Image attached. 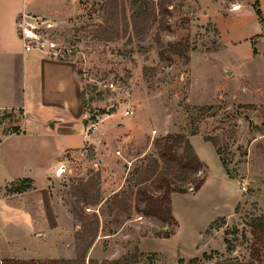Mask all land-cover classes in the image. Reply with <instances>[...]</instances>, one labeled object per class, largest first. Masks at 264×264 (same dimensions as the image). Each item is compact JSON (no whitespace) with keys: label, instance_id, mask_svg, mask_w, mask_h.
<instances>
[{"label":"rangeland","instance_id":"1","mask_svg":"<svg viewBox=\"0 0 264 264\" xmlns=\"http://www.w3.org/2000/svg\"><path fill=\"white\" fill-rule=\"evenodd\" d=\"M104 6L105 0H80L78 15L66 23L54 21L44 37L55 46L52 57L77 65L87 117H96L99 134L86 136L88 123L82 120L84 132L63 134L52 130L53 123L44 126L32 117L24 123L27 138L19 140L36 149H60L47 166L24 173L40 187L43 176H54L61 165L67 168L49 185L62 231L48 241L45 206L10 192L21 183L0 187V262L73 255L80 226L70 187L98 176L103 203L86 212L99 215L100 232L88 259L98 264L127 256L132 264H264V238L257 240L251 227L264 219V0H172L164 32L156 22L129 42L128 37L104 40ZM126 9L129 16V3ZM175 44L189 50L181 47L177 55L169 49ZM127 109L130 117L124 116ZM20 116L0 112V137ZM168 135L189 139L204 165L199 177L207 187L201 194L191 187L186 194H173L178 234L158 241L170 225L138 214L132 202L129 212L109 203L115 192L122 198L135 193L144 178L149 184L148 173L156 162L161 165L155 142ZM206 138L218 142L226 168ZM147 239L144 248L159 253L141 252Z\"/></svg>","mask_w":264,"mask_h":264},{"label":"crops","instance_id":"2","mask_svg":"<svg viewBox=\"0 0 264 264\" xmlns=\"http://www.w3.org/2000/svg\"><path fill=\"white\" fill-rule=\"evenodd\" d=\"M79 4L80 0H0V112H13L16 116L23 114V120L19 125L20 134L0 137L3 138L0 148V187L26 179L31 180L32 188L16 196L31 198L35 205L42 203L45 206L50 225L48 241L52 234L62 231L52 212L49 190L50 182L56 178L58 169L54 172V176L51 173L43 176V184L40 187L36 184L35 178L24 171L31 167L42 169L47 166L60 149H55L53 145L51 149H36L37 147L29 142L19 145V140L27 138L28 133L24 123L32 117H37L39 123L44 126L53 123L52 130L58 128L63 134L84 132V124L80 122L84 121L86 116L82 100L83 90L77 65L54 58L47 52H27L20 39L19 26L22 15L37 17L49 23L54 21L60 24L66 23L78 15ZM43 131L47 132L45 127ZM206 187L207 182L198 193L201 194ZM114 194L106 196L104 201L106 202ZM176 196L173 195L172 199L175 219H177L174 203ZM43 223L44 220L36 222V224ZM38 237L37 247L39 248L41 234ZM146 241L150 239L140 244L142 253H159L144 248ZM158 241L167 240L159 239ZM46 250H49V253L53 252L48 247ZM58 252L63 254L65 250L61 247ZM37 255H34L35 258L28 257L21 260H51ZM75 257L74 246L73 255L64 259H75Z\"/></svg>","mask_w":264,"mask_h":264},{"label":"trees","instance_id":"3","mask_svg":"<svg viewBox=\"0 0 264 264\" xmlns=\"http://www.w3.org/2000/svg\"><path fill=\"white\" fill-rule=\"evenodd\" d=\"M172 0H105L104 13L105 22L101 26L102 35L106 42L113 39L127 38L128 42L132 37L140 38L154 23L159 24V32H164L167 28V17ZM127 3L130 5V15L127 14ZM260 15V13L258 12ZM132 33V35H131ZM189 50L188 45L175 44L170 45L171 52L180 55L184 50ZM79 74V72H78ZM84 114L86 113V104L84 93L82 92ZM101 114H107L102 112ZM17 117L14 128L9 134H20V124L23 120V114ZM96 117L91 120L96 121ZM8 135V134H7ZM194 135H197L195 133ZM216 148L220 156L221 163L226 168V162L222 157V149L218 142L210 138L205 139ZM155 151L161 165L156 162L155 167L148 173L149 184L146 178L140 182L135 193L129 196L119 197L117 194L109 203L112 209L131 211V202L133 209L138 214H143L148 218H154L164 224L170 225L172 229L165 232L161 239H170L175 235V228L178 227L172 211V195L186 194L187 188L198 193L205 185V179H201L200 173L204 165L196 155L189 139L184 135H168L155 142ZM18 183L22 185L11 188L10 192L15 195H21L29 191L31 180H22ZM100 177L95 176L87 181H79L72 184L70 194L74 200L72 213L80 229L75 233V259L58 260H30L17 261L6 260L0 264H98L95 260L88 259V254L99 237L100 217L97 213H87V209H96L102 203ZM159 194V195H156ZM109 202L108 200L106 201ZM252 234L260 241L264 238V219L258 218L252 221ZM258 252V249L255 248ZM131 257H124L116 261H102L101 264H132Z\"/></svg>","mask_w":264,"mask_h":264},{"label":"built area","instance_id":"4","mask_svg":"<svg viewBox=\"0 0 264 264\" xmlns=\"http://www.w3.org/2000/svg\"><path fill=\"white\" fill-rule=\"evenodd\" d=\"M54 26V24L46 22L40 18L22 15L20 19L19 34L21 41L25 45V50L27 52H47L52 55L50 49H54L55 46L53 44H49L44 37L49 34ZM132 114L133 112L130 109H127L124 112L125 117H130ZM84 121L88 123L87 132L85 133L87 136H89V134H99V123L91 120V118L87 117V115L84 117ZM66 172L67 168L65 165H61L56 171V177L60 178L66 174Z\"/></svg>","mask_w":264,"mask_h":264},{"label":"water","instance_id":"5","mask_svg":"<svg viewBox=\"0 0 264 264\" xmlns=\"http://www.w3.org/2000/svg\"><path fill=\"white\" fill-rule=\"evenodd\" d=\"M109 112L113 113L114 112V108H111ZM51 126H53V124Z\"/></svg>","mask_w":264,"mask_h":264},{"label":"bare ground","instance_id":"6","mask_svg":"<svg viewBox=\"0 0 264 264\" xmlns=\"http://www.w3.org/2000/svg\"><path fill=\"white\" fill-rule=\"evenodd\" d=\"M238 9H239L238 7L235 8V10H238Z\"/></svg>","mask_w":264,"mask_h":264}]
</instances>
